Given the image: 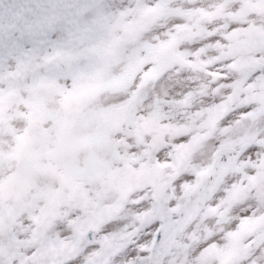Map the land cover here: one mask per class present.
I'll return each mask as SVG.
<instances>
[{"label":"snow or ice","instance_id":"snow-or-ice-1","mask_svg":"<svg viewBox=\"0 0 264 264\" xmlns=\"http://www.w3.org/2000/svg\"><path fill=\"white\" fill-rule=\"evenodd\" d=\"M13 11L0 264H264V0Z\"/></svg>","mask_w":264,"mask_h":264},{"label":"rangeland","instance_id":"rangeland-1","mask_svg":"<svg viewBox=\"0 0 264 264\" xmlns=\"http://www.w3.org/2000/svg\"><path fill=\"white\" fill-rule=\"evenodd\" d=\"M22 0H5L4 4H3V8H2V12H1V18L8 16L9 14H11L13 16V18H16L20 15V11H13V9L15 8V6L19 3H21ZM23 2H27V0H23ZM16 16V17H15ZM3 27V25H2ZM86 91V89H85ZM16 186H18L17 183H15Z\"/></svg>","mask_w":264,"mask_h":264},{"label":"water","instance_id":"water-1","mask_svg":"<svg viewBox=\"0 0 264 264\" xmlns=\"http://www.w3.org/2000/svg\"><path fill=\"white\" fill-rule=\"evenodd\" d=\"M5 0H0V10H1V6L3 5Z\"/></svg>","mask_w":264,"mask_h":264}]
</instances>
